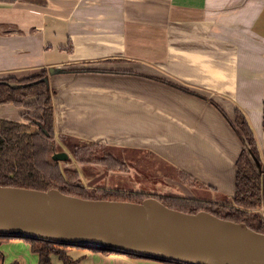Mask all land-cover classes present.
<instances>
[{
  "label": "crops",
  "instance_id": "1",
  "mask_svg": "<svg viewBox=\"0 0 264 264\" xmlns=\"http://www.w3.org/2000/svg\"><path fill=\"white\" fill-rule=\"evenodd\" d=\"M40 1L0 3L1 59L6 53L26 55V60L15 65L28 72L45 68V57L50 52H60L69 58L81 57L77 54L80 49L95 46L97 53L103 52L98 56L102 58L97 59L103 64L137 65L128 69L105 68L103 72L61 73L51 78L54 143L76 136L74 129L77 128L84 132V139L100 145L99 140L104 138V111L113 109L112 114L120 119L125 115L128 119L146 117L143 114L146 110L149 119V111H152L157 116L151 117L152 122L170 120L166 127L169 133L181 139L183 144L185 142L186 158L189 153H195L189 146L202 153L205 171H196L198 163L181 164L180 169L188 170L193 177L202 175L212 183L213 189L228 196L235 190V163L240 141L218 111L200 97L204 96L226 113L237 108L244 114L253 133L259 162L264 167V0H51L50 9H46L44 0ZM82 10L85 12L80 13ZM79 15L103 25L65 27L60 24ZM96 32L106 34L107 39L89 44L87 39L75 36ZM60 45L67 49L59 50ZM67 60V56L60 59ZM76 61L53 66L66 68ZM11 68L14 67H0V71ZM146 70L155 77L144 75ZM151 77H163V80L195 93L182 92ZM123 82L134 88L120 91ZM135 86L191 107L194 116L178 114L173 107L155 101L161 106L158 107L153 100H146L148 97L135 90ZM143 102L146 104H141ZM152 104L155 110L151 109ZM141 105L146 108L142 109ZM166 111L173 115L164 119ZM13 112V117L20 115ZM226 138L231 142H224ZM167 149L164 156L172 160V152L177 153V150ZM204 158L212 162L211 167ZM206 169L213 174H210L212 179L205 176ZM260 193L258 212L264 218V191ZM80 248L70 246L67 249L72 254L78 249L74 258L69 255L77 259L78 264H165L144 256L109 255L97 249ZM0 251L4 264H38L37 255L24 239L3 241Z\"/></svg>",
  "mask_w": 264,
  "mask_h": 264
},
{
  "label": "water",
  "instance_id": "2",
  "mask_svg": "<svg viewBox=\"0 0 264 264\" xmlns=\"http://www.w3.org/2000/svg\"><path fill=\"white\" fill-rule=\"evenodd\" d=\"M45 71L47 73L37 81L49 88L48 77L61 74V68H37L17 78L41 75ZM11 86L18 87L17 84ZM31 121L49 136L44 124L35 119ZM232 132L240 141L239 154L245 153L260 177V192H263L264 167L252 153L242 132ZM52 159L67 162L70 155L56 143ZM174 194L182 196L176 191ZM226 199L231 197L226 196ZM253 214L260 216L258 211ZM0 235L42 239L180 264H264L263 233L208 211L189 213L174 209L157 197L145 198L140 203L92 200L59 188L43 191L0 186Z\"/></svg>",
  "mask_w": 264,
  "mask_h": 264
},
{
  "label": "rangeland",
  "instance_id": "3",
  "mask_svg": "<svg viewBox=\"0 0 264 264\" xmlns=\"http://www.w3.org/2000/svg\"><path fill=\"white\" fill-rule=\"evenodd\" d=\"M16 3L14 4H32L36 2V0H15ZM51 0H44L46 9L51 8ZM40 3L41 1L38 0ZM37 3V2H36ZM98 7V6H97ZM96 9V8H95ZM100 9V8H99ZM85 11H81L80 13H83ZM91 20L88 17L79 15L76 18L67 19L66 21L60 23L62 26H75V25H81V24H90L95 26H102V22H91L88 21ZM51 26V25H49ZM16 27V26H15ZM47 27V23H46ZM52 27V26H51ZM52 28H58V27H52ZM76 38L81 39H87L89 41V44L93 43H100L103 39H107L106 34H99V33H93L86 34L83 33L81 35H75ZM63 43V42H62ZM97 48L95 46H85L80 51L77 52L81 57H71L68 55H64L63 53L56 52L49 54H46L45 57V68L49 67H55L53 65H59V63L62 62H70L74 59L77 61L74 62L75 64H69L67 67L71 68H86L88 70H96V71H104L105 68H110L115 70V68L119 66L120 68L128 69L133 68V63H126V64H119L117 66L115 65H108L111 63H101L100 59L102 57H98L102 53H97L95 50ZM17 53H20L18 49H16ZM101 52V51H100ZM108 52V51H107ZM22 54H11L3 56L0 58V67H10L13 66L14 68H11V70L6 69L3 71H0V76H3L8 73H13L17 77H21V75H24L26 73V70L28 69H21L18 67L17 63L20 61L26 60V55L24 57L21 56ZM64 56L68 57L67 61H60V59L64 60ZM41 60V57H39ZM71 59V60H70ZM52 63V64H51ZM131 65V66H129ZM133 65V66H132ZM147 72V73H146ZM145 74L146 76L155 77L153 74H149V71L146 70ZM149 74V75H148ZM59 74L50 75L48 87H51L50 79L58 76ZM143 75V74H142ZM162 76V75H161ZM158 77V76H156ZM163 77L156 78V79H162ZM163 80V79H162ZM172 86L176 85L170 82ZM180 86V85H179ZM134 87H129L127 83L123 82L120 84L119 90H131ZM183 89L180 91H189L185 87H182ZM51 90V89H50ZM135 90L142 93L143 96L148 97L146 100H153L154 102L157 101L159 105H168L173 107V109L178 114H183L189 118H192L194 116V111L191 107L183 105V103L180 102H173L171 100V97H167L165 95H162L160 93H152L143 87H137L135 86ZM192 91V90H191ZM189 91V92H191ZM195 93L194 91H192ZM147 103V101H146ZM145 102L141 104H146ZM156 103V102H155ZM156 105L158 107V104ZM10 104H0V118H6V119H15L17 121H23L27 122L23 115L25 114L24 109H18L15 110L13 106ZM146 108V107H143ZM105 109H109L108 107H105ZM151 109L155 110L154 104H152ZM158 109V108H157ZM110 112L104 111V121H103V127H104V138H101L98 143H101L100 145H97L95 141H89L88 139H84L82 135H84V132L79 131L77 128L74 129L76 136H70L68 138H62L63 142L58 141L57 144L65 147L68 154L70 155V160L67 162H58L60 168L62 170L69 169L70 171H77L79 173L78 180L82 182L89 190H117L119 192H138L143 197H187V198H199L204 200H210L216 203H223V202H231L230 200L226 199V195H222L218 193L215 189L212 187V183L209 182L207 179H205L202 175L198 176L195 175L194 177L188 173V170L183 169L181 170V164L184 165L186 163L189 164H195L198 163L195 167L197 172H200L201 169L205 171V167L202 164V153L197 152V148L193 146H189V149H191L193 152L197 153H189V157H185L184 153L186 152V149L184 147V144L181 139H179L174 134L169 133L168 128V121L165 119L166 117L172 116L173 114L171 112L166 111V115H163L165 123H159V122H152L151 117L157 118V116L152 112L149 111V119L148 117V111L146 110V113H143L146 115V117H142L139 119L136 118H130L128 119V115L123 116L124 119H120L116 117L112 112L113 109ZM13 111L19 112L20 115H16L15 117L12 116L14 113ZM118 110H116V113ZM23 114V115H22ZM128 114V113H127ZM228 116L232 118V112L228 110L227 112ZM137 128V129H136ZM168 133V134H166ZM135 136V137H133ZM56 138V137H55ZM234 138V137H233ZM227 139V138H226ZM230 141V139L223 140ZM105 143V144H102ZM229 144V143H228ZM240 145V144H239ZM116 146V147H115ZM144 147V148H143ZM56 148V143H54V151ZM149 148L156 151L155 153L152 152ZM167 148H173L177 150V153L172 152L174 155L171 157L172 160H167L164 156L167 155ZM175 151V150H174ZM111 153V154H110ZM106 154L112 155L115 159L116 156H119L121 159L119 161L123 165V170L121 169H112L107 170V168L104 166V156ZM210 167L212 166V162L208 158H204ZM200 163V164H199ZM181 172H184L188 175H190L193 179L197 181V184L195 186H191L190 183L184 182V178L181 175ZM206 177L212 179L213 176L211 172L207 171ZM200 174V173H199ZM213 175V174H212ZM202 177V178H200ZM184 179V180H183ZM208 185V186H207ZM211 186V187H209ZM182 193V196L175 195L174 193ZM173 193V194H172ZM233 194V193H232ZM232 194L228 196H232ZM154 195V196H153ZM10 239H21L17 237H10ZM23 240V239H21ZM91 250L95 248H88V247H81L79 250ZM77 251H74L77 254ZM99 251H103L100 249H97ZM106 254L113 255L118 254L120 252H112V251H103ZM68 255L73 257V254L70 252H67ZM89 256V255H88ZM74 258V257H73ZM52 264H60L57 256H52Z\"/></svg>",
  "mask_w": 264,
  "mask_h": 264
},
{
  "label": "trees",
  "instance_id": "4",
  "mask_svg": "<svg viewBox=\"0 0 264 264\" xmlns=\"http://www.w3.org/2000/svg\"><path fill=\"white\" fill-rule=\"evenodd\" d=\"M0 3L14 4L16 1L0 0ZM58 49L66 50L67 47L60 45ZM62 69L64 74L103 72L86 68L66 67ZM120 73L124 72L120 71ZM42 76L41 74L20 79L13 73L0 76V104H10L15 108L26 110L25 114L22 115L27 121L0 118V186L43 191L59 188L66 193L92 200L142 202L145 197L138 192L91 191L78 180L79 173L77 171L62 170L58 162L52 159L54 153L52 92L44 82L37 81ZM152 79L171 85L170 82L162 79ZM12 84H17L18 87H12ZM173 87L183 89L181 86L174 85ZM200 97L208 101L218 111L233 131L240 130L242 132L251 147L252 153L258 158L253 133L244 114L239 109L234 108L232 110L233 118H230L224 109L212 99ZM31 119L44 124L49 136L37 128ZM262 126L264 128V115ZM104 166L107 170L124 169L122 163L110 154L104 156ZM235 170V190L231 196V202L216 203L210 200L187 197H163L160 199L174 209L189 213L208 211L224 220L245 223L251 229L264 234V218L253 214V212L258 211L261 205L260 177L254 172L244 152L239 154L235 163ZM181 175L185 179H183L184 182L190 183L191 186L197 184V181L190 175L184 172H181ZM10 237L0 235V245ZM21 239L30 243L31 251L37 255L38 264H52V256H57L61 264H78V260L72 259L67 253V249L73 245L42 239ZM163 262L165 264H180L170 261ZM0 264H4L1 251ZM9 264L18 263L11 262Z\"/></svg>",
  "mask_w": 264,
  "mask_h": 264
},
{
  "label": "flooded vegetation",
  "instance_id": "5",
  "mask_svg": "<svg viewBox=\"0 0 264 264\" xmlns=\"http://www.w3.org/2000/svg\"><path fill=\"white\" fill-rule=\"evenodd\" d=\"M45 69H47V68H45ZM61 69H62V68H61ZM62 70H63V69H62ZM46 73H47V72L45 71L42 75H45ZM115 147H116V146H115ZM110 154H111V153H110ZM116 158H118V160L121 159L119 156H116ZM153 196H154V195H153ZM159 197H160V196H159ZM159 197H158V198H159Z\"/></svg>",
  "mask_w": 264,
  "mask_h": 264
}]
</instances>
